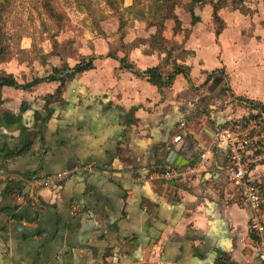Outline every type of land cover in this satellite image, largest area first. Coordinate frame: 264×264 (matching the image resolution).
<instances>
[{
  "label": "crops",
  "instance_id": "0c3cea01",
  "mask_svg": "<svg viewBox=\"0 0 264 264\" xmlns=\"http://www.w3.org/2000/svg\"><path fill=\"white\" fill-rule=\"evenodd\" d=\"M260 6L215 16L205 0L197 23L176 10L164 26L138 14L104 27L74 64L51 59L48 74L0 61V77L21 85L0 84V176L9 178L0 183V264H264L252 210L225 175L228 144L213 142L218 126L264 115ZM83 61L92 67L74 74ZM156 67L164 78L177 67L189 75L161 87L141 74ZM63 68L72 72L59 100L60 79L25 87ZM182 122L190 127L175 141ZM198 142L211 148L200 179H147L175 166L172 150L183 167L197 164ZM66 169L77 171L60 186L31 182ZM252 176L264 190V162Z\"/></svg>",
  "mask_w": 264,
  "mask_h": 264
},
{
  "label": "rangeland",
  "instance_id": "374dc122",
  "mask_svg": "<svg viewBox=\"0 0 264 264\" xmlns=\"http://www.w3.org/2000/svg\"><path fill=\"white\" fill-rule=\"evenodd\" d=\"M156 0H6L1 26L5 34L2 46L5 54L0 61H6L9 69L18 67L22 74L30 71L48 74L55 65L62 66L69 61L74 64L75 59L81 58L94 39L104 33L103 28H114L135 24L140 13H145L150 24L164 26L165 21L151 13ZM219 10L227 11L239 8L245 14L253 15L260 12V4L264 0H207ZM2 0H0V3ZM191 0H177L175 10L180 12L183 20H193L192 12L196 6ZM129 3H132L130 6ZM174 5L170 2L169 6ZM205 6V2L199 5ZM228 7V8H227ZM155 10V9H154ZM194 10V11H193ZM264 11V9H263ZM141 20V19H140ZM156 21V22H155ZM177 26L181 24L176 21ZM208 22L223 26V20ZM175 23V22H174ZM61 60L62 62H58ZM9 63V64H8ZM11 63V64H10Z\"/></svg>",
  "mask_w": 264,
  "mask_h": 264
},
{
  "label": "built area",
  "instance_id": "2783aa9c",
  "mask_svg": "<svg viewBox=\"0 0 264 264\" xmlns=\"http://www.w3.org/2000/svg\"><path fill=\"white\" fill-rule=\"evenodd\" d=\"M189 127L187 122H182L175 141H179L182 138V130ZM213 142H227L228 144L229 158L224 169L225 175L228 181L236 187L241 199L252 210L251 230L257 239L258 248L264 260V190L252 176L253 166L264 162V115L257 114L244 121H230L218 126L214 132ZM197 146L201 150V159L197 164L185 167L171 165L152 172L147 179L172 180L180 186H186L193 178L200 179L203 171L210 165L211 148H206L201 142H198ZM82 169L94 171L90 165H84ZM76 171L77 169H66L49 175H34L31 182L37 187L60 186L63 181L75 175ZM107 176L113 177L109 174ZM8 179V176H0V183Z\"/></svg>",
  "mask_w": 264,
  "mask_h": 264
},
{
  "label": "trees",
  "instance_id": "16d2710c",
  "mask_svg": "<svg viewBox=\"0 0 264 264\" xmlns=\"http://www.w3.org/2000/svg\"><path fill=\"white\" fill-rule=\"evenodd\" d=\"M171 1L174 2V5L169 6V3ZM176 2H177V0H156L155 3H154V9L155 10L153 9V11H151V13H153L155 18L161 16L160 18L162 19V21H164L166 19H169L172 16V14L174 13L175 3ZM204 2H205V0H192L191 4L194 5V6H197V5L203 4ZM5 4H6V0H2V2L0 3V22L1 23L3 21V12L5 10ZM218 10H219V7H218V5L215 4V6H214L215 16H217ZM140 14L142 16L147 17V15L144 12L140 13ZM192 15H193V20L195 21L196 17L194 15V12H192ZM1 23H0V58L6 52L5 51V47L2 46V44H3V42H2L3 40L2 39L4 38L5 34L3 33V28L1 26ZM122 62H123V66H126L127 68H129L131 70H134V67L131 64H128L125 61V59H122ZM91 67H92V62L83 61V62L79 63L74 68L73 72L75 74V73L87 70V69H89ZM70 72H72L71 69L68 70L67 68L55 69L54 72L50 76L42 78V79H37V80H35V82L25 85V87H31L33 84L38 83V82H43V81H47V80H54V79H60L61 82H62V85L60 86L56 96L51 99V100H53V99L59 100L61 98L62 88H63V86L65 84V81L68 78V74ZM180 73H183L186 76L189 75L188 71L186 69L182 68V67H177L173 72L168 74L167 78L163 77L159 67L149 69L146 72L141 73V74H143L144 76L149 77L151 82H153L154 84L162 87V86H165V85H169L174 80L175 76L177 74H180ZM5 82L13 84L15 86H21V85H19L16 82V80L13 78L12 75H5L4 77L1 76L0 77V84H3ZM48 102H50V101H48ZM35 119H36V122L42 121V124H44V122L46 120H48V116L43 118L41 113L37 112L36 116H35Z\"/></svg>",
  "mask_w": 264,
  "mask_h": 264
},
{
  "label": "water",
  "instance_id": "95a60500",
  "mask_svg": "<svg viewBox=\"0 0 264 264\" xmlns=\"http://www.w3.org/2000/svg\"><path fill=\"white\" fill-rule=\"evenodd\" d=\"M177 151L175 150H172L169 155H168V162H170L171 164H174L175 166L177 167H183L184 165L183 164H180V163H176L177 162Z\"/></svg>",
  "mask_w": 264,
  "mask_h": 264
}]
</instances>
